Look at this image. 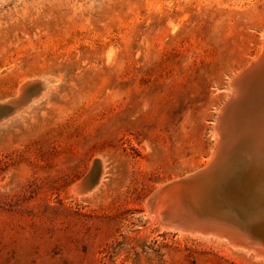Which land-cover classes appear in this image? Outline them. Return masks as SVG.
Here are the masks:
<instances>
[{
  "label": "rangeland",
  "instance_id": "obj_1",
  "mask_svg": "<svg viewBox=\"0 0 264 264\" xmlns=\"http://www.w3.org/2000/svg\"><path fill=\"white\" fill-rule=\"evenodd\" d=\"M263 32L264 0H0V104L53 82L0 119V264H264L146 210L210 160Z\"/></svg>",
  "mask_w": 264,
  "mask_h": 264
},
{
  "label": "bare ground",
  "instance_id": "obj_2",
  "mask_svg": "<svg viewBox=\"0 0 264 264\" xmlns=\"http://www.w3.org/2000/svg\"><path fill=\"white\" fill-rule=\"evenodd\" d=\"M263 36L264 32L262 33V37ZM262 39V49L260 48L261 53H258V57H255L254 59L252 58L250 64L256 62L263 53L264 37ZM247 67L249 66L247 65L245 68L238 71L236 75L230 79L229 86H227V88L225 87V90L229 93V97L224 103L229 100L231 94L234 92V89L231 86L232 80L235 79ZM36 81L40 82L43 87L35 97H32L29 102H27V104L33 100H36L35 102H37L38 98L41 97L40 99H42L47 96L48 89L52 87L51 85H53V82L51 83L39 79H31L30 81H26L24 84H22L19 95L23 92L25 86L28 83ZM19 95L6 100V102L1 103L0 105H8V102L16 101ZM223 105L219 108L215 120H217ZM215 126L216 123L214 122V131L218 135L219 139L214 149V153L211 154V161L209 160L200 171H195V173H192L186 177L159 185L156 188L154 194L146 201V210L154 219H156L155 216L159 214V222L163 228H161V230L163 231L164 229L165 231H175L180 235L196 238H213V240H216L220 243H223L225 242L224 240H226L228 241L227 244L231 249H244L246 250L245 253L252 254L253 257L260 258L264 261V248H262V246L264 247V226L261 224L257 226L259 228L256 229V227H253L250 223L249 225L246 223V221L250 219L248 214H245V216H239V213L241 212L238 211V209L241 206V201L237 199L233 200V195L230 193V191L229 193L224 192V194L220 193V196H215L214 193L209 195V191L207 190V187L210 189L213 184L216 187V184L213 183L212 176L213 173L215 174L218 172V169L221 171V173L219 171V178L222 177L219 180L218 187H221L222 183L224 186V174H227L231 168L229 163H231L235 157H238L239 159V157H241L240 153H247L248 150L252 156L262 160L264 159V147L260 149L259 146L246 144V146L249 148H245L244 145H242L244 148H241L237 147L230 141H227L226 144L224 142L222 147L219 143V141L222 142L221 137L219 136L220 133L215 128ZM226 150L230 152L228 153ZM226 153H228L227 156L229 158H226V161L224 162V169L221 167H218L217 170L212 169L215 163L218 162L219 157L224 156ZM262 165L264 166V163ZM99 174L100 163L97 161V165L95 168H93V172L86 178H83L81 181L74 184L70 190L74 192L72 193L75 196L89 193L100 182L101 178L99 180V177H101L102 174L100 176ZM176 201L179 204H175ZM263 204L259 206L262 208ZM168 211L170 214L168 217H165V212L168 213ZM193 218L195 220L201 218L208 219L211 223H215L217 227H201V225L197 224L196 221H193ZM262 218H264V211L258 216V219Z\"/></svg>",
  "mask_w": 264,
  "mask_h": 264
},
{
  "label": "water",
  "instance_id": "obj_3",
  "mask_svg": "<svg viewBox=\"0 0 264 264\" xmlns=\"http://www.w3.org/2000/svg\"><path fill=\"white\" fill-rule=\"evenodd\" d=\"M231 86L234 92L229 100L224 103L217 120H215V128L220 133L219 136L222 140L219 143L223 147L224 142L226 144L227 141H230L241 148H249L246 144H252L262 149L264 147V49L261 57L256 62L251 63L249 67L232 80ZM42 87V84L37 81L28 83L16 101L8 102V105H0V119L8 117L21 109L23 103L26 102L27 104L32 97L40 92ZM27 88H35L34 93L27 94ZM228 153L225 155L227 156ZM240 156L239 159L235 157L229 163L231 168L229 167V172L224 174V186L222 183L221 187H218L219 180L222 178H219L220 169H218V172L213 173L212 176L216 187L213 184L210 189L207 187V190L209 195L214 193L215 196L230 191L233 200L244 201L242 205L245 206L244 209L250 216L246 223L248 225L250 223L257 229L259 228L257 226L261 224L264 226V218L258 219V216L264 211V166L262 165L264 159L260 160L252 156L248 150L247 153L241 152ZM175 204L179 203L176 201ZM261 204H263L262 208L259 206ZM169 214V211L168 213L165 212V217H168ZM193 221H196L201 227H217L215 223H211L205 218L198 220L193 218ZM262 248L264 247L262 246Z\"/></svg>",
  "mask_w": 264,
  "mask_h": 264
}]
</instances>
